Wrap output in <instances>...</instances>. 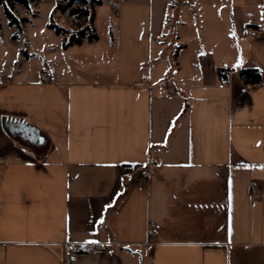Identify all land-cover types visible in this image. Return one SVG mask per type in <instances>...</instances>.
I'll return each instance as SVG.
<instances>
[{
	"label": "crops",
	"instance_id": "obj_1",
	"mask_svg": "<svg viewBox=\"0 0 264 264\" xmlns=\"http://www.w3.org/2000/svg\"><path fill=\"white\" fill-rule=\"evenodd\" d=\"M131 1L73 67H0V264H264V0Z\"/></svg>",
	"mask_w": 264,
	"mask_h": 264
},
{
	"label": "rangeland",
	"instance_id": "obj_2",
	"mask_svg": "<svg viewBox=\"0 0 264 264\" xmlns=\"http://www.w3.org/2000/svg\"><path fill=\"white\" fill-rule=\"evenodd\" d=\"M60 1L62 0H40L37 4L31 5L30 9L20 4L14 5L12 9L18 17L31 18V21L24 23L20 30L16 26L9 25L4 10L2 8L0 9L1 68H3L5 64H11L16 68H26L31 74L46 76L50 73L55 74L59 68L68 63L64 60L66 62L64 64L63 61V59L68 60L67 56L69 54L62 45L63 36L57 35L55 31L49 27L50 23L56 22L68 28L70 31L74 29L72 19L67 14H62L60 10L56 9ZM119 1L120 0H105L102 5L96 6L95 8L94 27L97 33L103 38L110 37L111 23L116 25V23L111 22V20H113L115 16V9L119 6ZM140 1L143 0H132L131 2L137 3ZM171 4V7L169 6L168 9L172 16L177 8V2L172 0ZM111 13L113 14L112 17ZM170 26L168 28L166 27V34L164 35L167 46L171 43L169 35ZM14 34H17L18 38H13ZM174 52L175 50H172V53ZM68 64L71 67L74 65ZM79 65L78 63L77 67H79ZM40 138L43 137L41 136ZM14 139L26 148L39 151L47 148V142H45L44 145H35L23 139L21 135H15Z\"/></svg>",
	"mask_w": 264,
	"mask_h": 264
},
{
	"label": "trees",
	"instance_id": "obj_3",
	"mask_svg": "<svg viewBox=\"0 0 264 264\" xmlns=\"http://www.w3.org/2000/svg\"><path fill=\"white\" fill-rule=\"evenodd\" d=\"M40 0H0V9L4 10L9 25L16 26L19 30L24 23L31 21L29 17H18L13 6L20 4L27 9L31 5H35ZM105 0H62L57 4L58 10L62 14H67L73 21L74 29L70 31L68 28L52 22L49 27L52 28L57 35L63 36V47L68 48L72 45H81L84 41L93 42L99 39V34L94 27L95 8L102 5ZM13 38H18L17 34ZM230 69L219 67L217 70L218 77L221 81L226 82ZM240 80L244 85L254 86L261 82V72L256 67L241 68L238 71ZM9 131L12 135H21L23 139L35 145H43L41 142L40 131L37 127L28 123L20 122L9 125Z\"/></svg>",
	"mask_w": 264,
	"mask_h": 264
},
{
	"label": "built area",
	"instance_id": "obj_4",
	"mask_svg": "<svg viewBox=\"0 0 264 264\" xmlns=\"http://www.w3.org/2000/svg\"><path fill=\"white\" fill-rule=\"evenodd\" d=\"M251 33H252L253 36H257V35H258V33H257L256 31H252ZM146 183H147V179H146V177H142L141 180H140V182H139V186H138V188H139V189H144L145 186H146ZM256 188H257L256 184H255V183H252V190H253V191H256ZM148 235H149L150 238H152V237L154 236V229H150V230L148 231ZM78 259H79V254L71 255V256L68 258V260H69L70 262H75V261H77Z\"/></svg>",
	"mask_w": 264,
	"mask_h": 264
},
{
	"label": "snow or ice",
	"instance_id": "obj_5",
	"mask_svg": "<svg viewBox=\"0 0 264 264\" xmlns=\"http://www.w3.org/2000/svg\"><path fill=\"white\" fill-rule=\"evenodd\" d=\"M262 8H264V5L261 6ZM264 18V17H262ZM234 35V33H232ZM240 61H237V64H239ZM254 166H257V165H245V167H254ZM259 167L261 168H264V164H261V165H258ZM102 219V218H101ZM92 243H98L97 241H92Z\"/></svg>",
	"mask_w": 264,
	"mask_h": 264
},
{
	"label": "water",
	"instance_id": "obj_6",
	"mask_svg": "<svg viewBox=\"0 0 264 264\" xmlns=\"http://www.w3.org/2000/svg\"><path fill=\"white\" fill-rule=\"evenodd\" d=\"M41 140V139H40Z\"/></svg>",
	"mask_w": 264,
	"mask_h": 264
}]
</instances>
